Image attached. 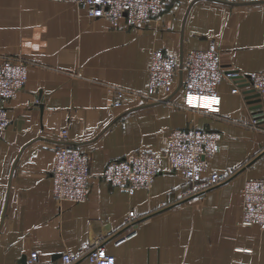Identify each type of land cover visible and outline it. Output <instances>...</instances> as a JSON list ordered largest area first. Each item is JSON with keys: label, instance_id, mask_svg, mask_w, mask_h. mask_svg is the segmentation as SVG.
Masks as SVG:
<instances>
[{"label": "crops", "instance_id": "crops-1", "mask_svg": "<svg viewBox=\"0 0 264 264\" xmlns=\"http://www.w3.org/2000/svg\"><path fill=\"white\" fill-rule=\"evenodd\" d=\"M211 40L225 69H264V0H164L140 26L113 25L72 0H0V56L33 61L17 94L0 99L9 119L0 134V264H27L31 251V264H58L98 234L115 264H264V229L240 222L243 181L264 177V99L249 97L247 84L232 92L230 78L217 84L226 119L130 92L118 105L110 97V85L145 89L153 48L179 62ZM178 82L179 74L173 101L182 97ZM253 115L262 130L250 126ZM187 126L219 133L203 176L237 169L231 179L185 197L188 180L164 159L132 195L102 178L109 160L158 152L170 129ZM62 142L88 155L84 201L52 197L53 148ZM130 209L138 219L126 226Z\"/></svg>", "mask_w": 264, "mask_h": 264}, {"label": "built area", "instance_id": "built-area-1", "mask_svg": "<svg viewBox=\"0 0 264 264\" xmlns=\"http://www.w3.org/2000/svg\"><path fill=\"white\" fill-rule=\"evenodd\" d=\"M84 7L90 16L105 17L113 25L120 19L127 25L140 26L157 16L164 0H72ZM0 99L14 97L26 80L28 65L33 61L19 55L0 56ZM181 71V100L173 101L178 74ZM223 78H230L234 87L232 92H241V85L247 84L259 99H264V69L247 74L223 67L219 48L211 40L205 48L188 51L178 59L161 49L153 48L148 63V80L144 90L136 91L118 85H110V97L118 105L122 95L130 92L143 102H166L177 108L190 109L216 117L219 114L220 96L217 84ZM9 119L6 110L0 105V134L7 127ZM250 126L262 130L252 116ZM219 133L198 126L172 128L165 136L164 147L156 151L138 150L125 157L109 160L101 172L102 178L110 186L118 187L132 195L139 188H148L157 175L160 162L164 159L168 167L180 172L189 182L183 189L185 197L196 195L231 179L237 169L223 168L203 176L207 159L218 150ZM54 161L51 169L52 197L61 201L81 202L87 197L89 180L88 155L76 145L57 143L53 148ZM241 217L243 225H257L264 229V177H247L240 188ZM138 219L134 209H130L125 225L130 226ZM134 234L132 229L124 237ZM105 237L101 234L87 239L75 252L61 254L58 264H75L84 259L91 264H115L113 254L104 247ZM119 241V240H118ZM117 241V242H118ZM37 253L31 251L26 259L33 263ZM45 264H52L46 262Z\"/></svg>", "mask_w": 264, "mask_h": 264}, {"label": "water", "instance_id": "water-1", "mask_svg": "<svg viewBox=\"0 0 264 264\" xmlns=\"http://www.w3.org/2000/svg\"><path fill=\"white\" fill-rule=\"evenodd\" d=\"M181 61H182V59L179 60V65H181ZM181 77H182V73L180 71L179 72V82H178V85H177L176 89H178L180 87V85H181ZM245 91H246L247 94H249V97H255V99H253V100L259 101L258 95L256 93H253L252 89H247Z\"/></svg>", "mask_w": 264, "mask_h": 264}]
</instances>
